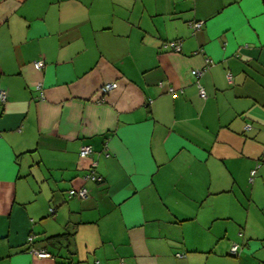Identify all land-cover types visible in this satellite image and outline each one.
I'll use <instances>...</instances> for the list:
<instances>
[{"label":"crops","instance_id":"crops-1","mask_svg":"<svg viewBox=\"0 0 264 264\" xmlns=\"http://www.w3.org/2000/svg\"><path fill=\"white\" fill-rule=\"evenodd\" d=\"M0 91V264H264V0H0Z\"/></svg>","mask_w":264,"mask_h":264},{"label":"built area","instance_id":"built-area-1","mask_svg":"<svg viewBox=\"0 0 264 264\" xmlns=\"http://www.w3.org/2000/svg\"><path fill=\"white\" fill-rule=\"evenodd\" d=\"M202 27V23L201 22H195L194 24L191 25V29L193 31H196L198 29H200ZM180 42L179 41H170V42H165L162 45V48L165 50H169V51H173V52H179L180 51ZM211 62L209 60H206V64L207 66L210 64ZM34 66L37 69H42L44 67V63L41 60H37L34 62ZM207 66H205L202 69H198V70H192L191 71V75L193 77V79L195 80V85L197 87V93L200 99L202 100H206L207 96L205 94V91L203 90V88L201 87V85L199 84V79L203 76V74L205 73ZM115 87L114 83H108V84H104L103 86H101L100 90L102 92V94H106L108 93L110 90H112ZM6 102V94L4 91H0V104H4ZM250 129V124H246L244 126V130L247 131ZM91 153V149L89 147H81L79 149V155L80 156H85ZM87 177L92 180V181H100V178L97 177L94 172L93 169L89 170ZM68 196L69 197H77L79 199H86L87 198V191L83 188L79 189V190H69L68 191ZM50 212H52V210H50ZM32 238L29 237L28 238V242H31ZM238 251V247L236 245L231 246L230 250H229V254L234 256L237 254ZM32 253L35 254L37 257L39 258H44L46 256H48L46 253L44 252H38L35 250H32Z\"/></svg>","mask_w":264,"mask_h":264},{"label":"trees","instance_id":"trees-1","mask_svg":"<svg viewBox=\"0 0 264 264\" xmlns=\"http://www.w3.org/2000/svg\"><path fill=\"white\" fill-rule=\"evenodd\" d=\"M192 24H194V23H192ZM191 24V25H192ZM191 27V26H190ZM101 88V87H100ZM107 94V93H106ZM105 95V94H104ZM5 104V103H4ZM254 172H251V174H253ZM57 237H59V236H56V237H54V239H56ZM53 239V238H52ZM238 253H240V251H237V254L236 255H234V256H232V255H230L231 257H236V256H238L239 254Z\"/></svg>","mask_w":264,"mask_h":264},{"label":"rangeland","instance_id":"rangeland-1","mask_svg":"<svg viewBox=\"0 0 264 264\" xmlns=\"http://www.w3.org/2000/svg\"><path fill=\"white\" fill-rule=\"evenodd\" d=\"M261 247H262V245H257V248L258 249H260ZM257 252H259V250Z\"/></svg>","mask_w":264,"mask_h":264},{"label":"bare ground","instance_id":"bare-ground-1","mask_svg":"<svg viewBox=\"0 0 264 264\" xmlns=\"http://www.w3.org/2000/svg\"><path fill=\"white\" fill-rule=\"evenodd\" d=\"M40 252V251H39Z\"/></svg>","mask_w":264,"mask_h":264}]
</instances>
